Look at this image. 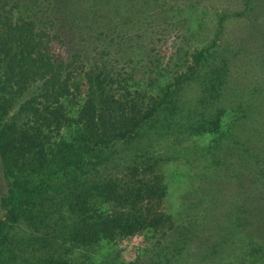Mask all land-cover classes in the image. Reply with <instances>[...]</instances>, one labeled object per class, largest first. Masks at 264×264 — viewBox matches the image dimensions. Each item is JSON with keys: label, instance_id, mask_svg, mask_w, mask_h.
<instances>
[{"label": "rangeland", "instance_id": "1", "mask_svg": "<svg viewBox=\"0 0 264 264\" xmlns=\"http://www.w3.org/2000/svg\"><path fill=\"white\" fill-rule=\"evenodd\" d=\"M7 2L17 19L33 21L43 33L63 77L71 74L70 93L60 99L65 122L60 135L46 130L47 139L74 143L82 134L79 114L88 93L87 72L99 67L120 84L114 86L116 94L130 93L129 99L151 107L176 85L175 77L188 72L195 53L217 45L191 82L173 88L177 114L163 118L161 131L148 128L131 150L153 168L134 182L135 188L159 187L163 195L135 198L133 206L145 214L170 216L176 229L165 239L141 232L104 244L94 253V264L137 259L149 264L152 245L176 241L183 253L162 264H264V0ZM16 90L8 113L0 111V129L13 122L35 126L39 121L32 111L50 104L41 98L42 81ZM4 171L0 161V200L6 192ZM11 173V178L18 175L19 168ZM2 219L13 243L3 251L8 255L17 248L16 256H32L42 236L36 224ZM160 248L155 251L165 255L168 250Z\"/></svg>", "mask_w": 264, "mask_h": 264}, {"label": "trees", "instance_id": "2", "mask_svg": "<svg viewBox=\"0 0 264 264\" xmlns=\"http://www.w3.org/2000/svg\"><path fill=\"white\" fill-rule=\"evenodd\" d=\"M7 5V0H0V70L5 67L0 80V111L8 113L10 100L20 92L16 87L25 90L36 81H42L41 98L50 104L32 111L39 121L35 126L13 122L0 129V161L8 186L0 200L7 212L5 218L14 223L28 222L42 234L32 256H16L17 248L7 255L3 248L13 243L5 232L6 222L0 219V264H94V253L117 239L141 232L161 234L165 239L176 229L171 217L145 214L132 204L135 198L144 201L163 195L159 187L135 188L134 182L153 168L131 150L148 128L161 131L165 128L163 118L166 121L177 114L173 88L191 82L217 45L195 53L188 72L175 77L176 85L168 87L162 100H154L151 107L138 105L128 98L130 93L116 94L114 86L120 84L99 67L87 72L88 93L79 114L84 129L74 143H67L47 139L45 131L52 129L59 134L65 122L60 99L70 93L71 74L63 77V67L46 47L35 23L17 19L14 9H6ZM214 69L210 67L217 76L219 71ZM7 97L9 103L5 104ZM117 145L126 149L118 151ZM13 168H19V174L12 179ZM160 244L152 245L149 264L178 259L184 250L180 241ZM157 247L168 251L163 255L155 251ZM129 264L143 263L137 259Z\"/></svg>", "mask_w": 264, "mask_h": 264}, {"label": "water", "instance_id": "3", "mask_svg": "<svg viewBox=\"0 0 264 264\" xmlns=\"http://www.w3.org/2000/svg\"><path fill=\"white\" fill-rule=\"evenodd\" d=\"M3 180H4V182H5V176H4V173H3ZM5 188H6V191L8 190V186H7V184H6V182H5ZM6 211L5 210H3V216L0 218V219H2V218H4L5 217V215H6Z\"/></svg>", "mask_w": 264, "mask_h": 264}]
</instances>
